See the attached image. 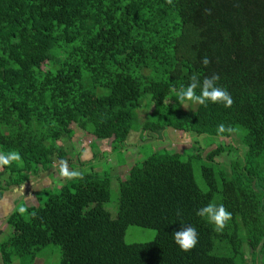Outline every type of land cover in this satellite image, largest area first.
I'll return each mask as SVG.
<instances>
[{"label":"trees","instance_id":"1","mask_svg":"<svg viewBox=\"0 0 264 264\" xmlns=\"http://www.w3.org/2000/svg\"><path fill=\"white\" fill-rule=\"evenodd\" d=\"M213 73L231 107L179 104L193 74ZM72 124L117 152L134 131L168 128L236 134L244 151L228 165L216 157L231 146L206 157L150 149L114 177L116 216L104 205L109 172L86 161L89 170L73 168L43 202L36 195L7 216L1 264H33L50 245L61 249L59 264H264V0H0V155L21 157L0 165V196L53 168L54 157L73 164ZM212 201L232 213L219 232L196 214ZM180 223L198 229L187 252L174 240ZM129 225L156 236L128 243Z\"/></svg>","mask_w":264,"mask_h":264},{"label":"rangeland","instance_id":"2","mask_svg":"<svg viewBox=\"0 0 264 264\" xmlns=\"http://www.w3.org/2000/svg\"><path fill=\"white\" fill-rule=\"evenodd\" d=\"M192 104L193 105L191 106V108L196 105V103ZM189 107L190 104L186 108L189 109ZM147 111L148 109H146V107L139 110V120L145 119ZM72 128L74 130V134L71 142L78 148L77 155H74L71 161H76L73 164H69L64 160H60L57 157H54L53 168H50L49 170L38 168L36 170L37 174L33 175L23 186H25L26 188H24L27 189L29 185L30 187H34V185L37 183L38 189L36 190V195H39V197L41 198L40 202H43L47 198V194L44 189L50 188L47 186L55 188L59 186L60 183H64L66 175L63 174V171L61 170H63L65 165L67 166L68 171L72 172L76 169L82 170L81 168H84L83 163L86 161H91V163L85 165L93 164L94 168L99 171L107 170L112 178V198L110 201L104 204L105 207L110 211L112 216H116L118 212V184L116 178L114 177H117V175H121L122 178H126L134 162L144 159V157H146V153L150 149L152 150L156 148H168L174 151L185 152L187 153L186 155H190L193 152H200L203 157H206L207 153L216 148L219 144L223 145L224 147L231 146L233 148L229 152L226 148L224 152L216 157V160L228 165L235 159L240 160L244 151L243 143L240 142V139L236 134L232 135L231 137H208L204 135L199 136L196 133L192 132H184L181 130L168 128L167 130L163 129L154 133L148 131L142 133L140 130L134 131L132 134H130L123 150H121V152H117L111 151V139H97L93 134L80 129L75 124H72ZM58 143L60 144L61 142L59 141ZM97 147H100V150L98 152L100 154L99 157L93 156L92 153L98 150L96 149ZM102 154H104L105 157H102L101 159L100 157L102 156ZM123 159L125 163H122ZM195 165L196 177L197 179H201L200 166H197V163H195ZM1 168L2 167L0 166V169ZM87 170H89V168L83 169V171ZM36 199L38 200V198ZM26 204L27 202L25 200H22L13 205V210L17 208L24 209ZM6 214H8V212ZM0 229H2V231L0 232L1 239L6 238L11 234L10 225L4 219L0 223ZM155 236V229L137 225H129L125 232V241L128 243L147 242L154 239ZM60 259V247L58 245H50L43 250V252L40 254V256L37 257L36 261H34L33 264H59Z\"/></svg>","mask_w":264,"mask_h":264},{"label":"clouds","instance_id":"3","mask_svg":"<svg viewBox=\"0 0 264 264\" xmlns=\"http://www.w3.org/2000/svg\"><path fill=\"white\" fill-rule=\"evenodd\" d=\"M202 63L207 67L211 63V59L204 57ZM220 79L221 77L218 73L206 75L202 79L198 74H193L190 77V82L187 85L181 86L175 97L178 99L179 104L185 107H188L189 103L200 105L220 103L225 107H231L234 103L233 97L227 88L219 84ZM220 130H224L223 125L220 126ZM20 158L18 152L0 155V165H8ZM63 173L69 176L77 174L75 172H69L66 165L63 168ZM177 214H180L179 209L177 210ZM196 214L208 223L214 225L215 230L218 232L222 231L232 218V213L226 206L223 203H217L215 201L209 202L197 209ZM173 235L175 243L181 250L186 252L195 248L199 243L198 229L190 224L180 223L179 229L174 231Z\"/></svg>","mask_w":264,"mask_h":264},{"label":"crops","instance_id":"4","mask_svg":"<svg viewBox=\"0 0 264 264\" xmlns=\"http://www.w3.org/2000/svg\"><path fill=\"white\" fill-rule=\"evenodd\" d=\"M93 149H94V147H93ZM96 149H98L97 152H99L100 147H97ZM26 183L27 182L21 184L20 186L11 187L10 189L4 191L2 196H0V219H1V222L3 219L6 221L7 216L13 211V205L17 204L18 202H20L22 200H25L27 202V204H33L35 202V197H36L35 193H36V190L38 189V187H37L38 185L35 182L36 184L34 185V187H30V185H29L27 187V189H25L26 187L23 185ZM25 190H26V194H25ZM7 212H8V214H6ZM1 231H2V229H0V232Z\"/></svg>","mask_w":264,"mask_h":264}]
</instances>
